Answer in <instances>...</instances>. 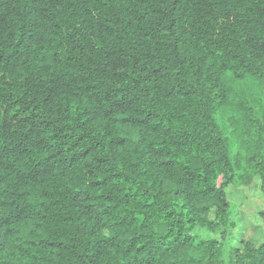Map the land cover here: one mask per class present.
Returning a JSON list of instances; mask_svg holds the SVG:
<instances>
[{
  "label": "trees",
  "instance_id": "trees-1",
  "mask_svg": "<svg viewBox=\"0 0 264 264\" xmlns=\"http://www.w3.org/2000/svg\"><path fill=\"white\" fill-rule=\"evenodd\" d=\"M255 177L264 0H0V264H264Z\"/></svg>",
  "mask_w": 264,
  "mask_h": 264
},
{
  "label": "rangeland",
  "instance_id": "rangeland-1",
  "mask_svg": "<svg viewBox=\"0 0 264 264\" xmlns=\"http://www.w3.org/2000/svg\"><path fill=\"white\" fill-rule=\"evenodd\" d=\"M246 96L258 97V93L253 89L245 92ZM222 123L225 119L222 118ZM232 150L237 151L236 136L232 134L231 137ZM259 178L255 177L252 184L248 187H235L230 185L227 188V194L230 201L233 203V217L236 222V227L233 231L232 243L240 245L242 239H249L254 243H259L264 239V223L259 217V211L264 209V196L259 187ZM197 233L203 237H219V234H212L203 228H198ZM225 255H227V245L224 248Z\"/></svg>",
  "mask_w": 264,
  "mask_h": 264
}]
</instances>
